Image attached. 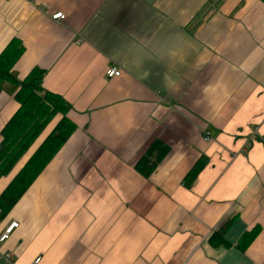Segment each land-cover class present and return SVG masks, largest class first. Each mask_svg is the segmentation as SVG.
<instances>
[{
    "label": "crops",
    "instance_id": "obj_1",
    "mask_svg": "<svg viewBox=\"0 0 264 264\" xmlns=\"http://www.w3.org/2000/svg\"><path fill=\"white\" fill-rule=\"evenodd\" d=\"M14 38L24 46L16 77L43 69V87L70 104L77 128L12 209H0V235L18 223L0 255L264 264V0H0V54ZM111 66L121 74L108 77ZM15 90L0 93V139L19 107ZM59 119L0 177V195ZM155 140L169 150L145 177L134 165ZM201 156L207 164L186 187Z\"/></svg>",
    "mask_w": 264,
    "mask_h": 264
},
{
    "label": "trees",
    "instance_id": "obj_2",
    "mask_svg": "<svg viewBox=\"0 0 264 264\" xmlns=\"http://www.w3.org/2000/svg\"><path fill=\"white\" fill-rule=\"evenodd\" d=\"M23 52L24 46L21 41L14 38L0 54V93L6 83H12L16 86L14 99L19 103L18 109L1 131L0 177L7 174L17 164L48 123L58 115L60 119L1 193L2 214L12 209L77 128L68 116L70 104L61 95L43 87L42 81L45 73L43 69L34 68L23 80L16 77L13 69ZM168 150L169 147L161 140H155L138 157L134 167L142 175L149 177ZM206 164L205 156H201L195 162L184 176L183 182L186 187H192ZM232 222L233 218L227 219L212 235V238L218 237L216 243H225L224 235ZM259 232V227L245 232L237 246L242 250L246 249Z\"/></svg>",
    "mask_w": 264,
    "mask_h": 264
},
{
    "label": "built area",
    "instance_id": "obj_3",
    "mask_svg": "<svg viewBox=\"0 0 264 264\" xmlns=\"http://www.w3.org/2000/svg\"><path fill=\"white\" fill-rule=\"evenodd\" d=\"M53 19L56 20H60V19H64L65 18V14L62 12H57L55 14H53L52 16ZM106 74L108 77H114V76H119L121 74V70L116 67V66H111L107 69ZM205 139L210 141L211 136L209 133H206L205 135ZM18 223L17 222H13L11 223L8 227H6L5 231L0 235V241H5L10 233L12 232L14 227H17ZM2 258L5 260L6 264H14V258H13V254L12 253H6L4 255H0V262L2 260ZM41 259V257H38L35 262H39Z\"/></svg>",
    "mask_w": 264,
    "mask_h": 264
},
{
    "label": "rangeland",
    "instance_id": "obj_4",
    "mask_svg": "<svg viewBox=\"0 0 264 264\" xmlns=\"http://www.w3.org/2000/svg\"><path fill=\"white\" fill-rule=\"evenodd\" d=\"M43 132H44V131H43ZM43 132H42V133H43ZM42 133H41V134H42ZM41 134H40V135H41ZM34 142H35V141H34ZM34 142H33V144H34ZM33 144H32V145H33ZM32 145H31V146H32ZM31 146H30V147H31ZM27 152H28V150H27ZM27 152H26V153H27ZM26 153H25V154H26Z\"/></svg>",
    "mask_w": 264,
    "mask_h": 264
}]
</instances>
